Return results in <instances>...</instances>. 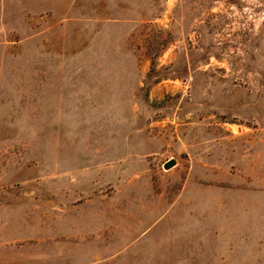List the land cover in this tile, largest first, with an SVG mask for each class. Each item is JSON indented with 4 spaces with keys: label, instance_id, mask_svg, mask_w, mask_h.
<instances>
[{
    "label": "rangeland",
    "instance_id": "rangeland-1",
    "mask_svg": "<svg viewBox=\"0 0 264 264\" xmlns=\"http://www.w3.org/2000/svg\"><path fill=\"white\" fill-rule=\"evenodd\" d=\"M0 264H264V0H0Z\"/></svg>",
    "mask_w": 264,
    "mask_h": 264
},
{
    "label": "water",
    "instance_id": "water-1",
    "mask_svg": "<svg viewBox=\"0 0 264 264\" xmlns=\"http://www.w3.org/2000/svg\"><path fill=\"white\" fill-rule=\"evenodd\" d=\"M172 165H174V161L173 160H168L164 163V168H169L171 167Z\"/></svg>",
    "mask_w": 264,
    "mask_h": 264
}]
</instances>
